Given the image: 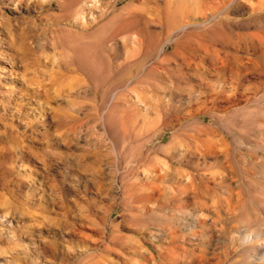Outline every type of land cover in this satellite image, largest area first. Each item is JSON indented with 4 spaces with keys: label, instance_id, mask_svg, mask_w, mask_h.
Instances as JSON below:
<instances>
[{
    "label": "rangeland",
    "instance_id": "374dc122",
    "mask_svg": "<svg viewBox=\"0 0 264 264\" xmlns=\"http://www.w3.org/2000/svg\"><path fill=\"white\" fill-rule=\"evenodd\" d=\"M0 264H264V0H0Z\"/></svg>",
    "mask_w": 264,
    "mask_h": 264
}]
</instances>
